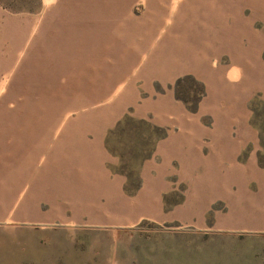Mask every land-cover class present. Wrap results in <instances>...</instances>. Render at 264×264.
Listing matches in <instances>:
<instances>
[{"label": "crops", "instance_id": "crops-1", "mask_svg": "<svg viewBox=\"0 0 264 264\" xmlns=\"http://www.w3.org/2000/svg\"><path fill=\"white\" fill-rule=\"evenodd\" d=\"M149 1L134 13L120 0H38L1 22L14 39L3 67L16 99L15 114H0V222L199 230L209 215L222 234L264 233L247 112L264 94V0ZM184 78L202 86L191 107L176 94ZM129 122L144 134L119 135L132 154L148 140L131 186L107 143ZM159 241L145 249L174 264H235L237 247Z\"/></svg>", "mask_w": 264, "mask_h": 264}, {"label": "rangeland", "instance_id": "rangeland-1", "mask_svg": "<svg viewBox=\"0 0 264 264\" xmlns=\"http://www.w3.org/2000/svg\"><path fill=\"white\" fill-rule=\"evenodd\" d=\"M120 2H132L134 13H139L145 4L150 3L149 0H120ZM36 3L38 0H0V25L2 21H6L12 16L32 13L31 10ZM10 33V31L4 30L2 37L0 33V114H15L16 96L13 91L15 86L7 84L5 67H3V62L7 57L10 55L14 57V50H11L14 39H7L10 38ZM12 70L14 73V67ZM201 93L202 86L187 78H184L176 90V94L184 98L189 107L194 104L197 95ZM249 105L251 108L247 111L249 112V120L258 126L257 129L260 132L261 151L258 156L261 164L264 165V94L251 97L247 103L248 107ZM134 128L137 129L135 132H143L140 125L130 122L124 123L112 132L107 140L112 152L120 154L117 168L130 175L129 186L136 183L135 168L141 156L139 154L142 153L145 143L147 146L148 141L145 139L146 142L144 143V136L142 139H138L136 141L137 150L132 154L133 150L122 144L119 135L124 134L123 137L125 134L130 135ZM154 134L157 133L148 134L151 136L147 137L149 141L152 140ZM172 199L177 200V194ZM215 206L219 205L215 204ZM210 220L208 215L205 221L206 225L199 230L179 225L176 222L157 224L141 220L132 226L117 228L119 229L117 232H113L112 226L107 225H22L0 222V264H159L160 261L165 264L168 262L174 264V261L165 258L163 253L159 251L149 252L145 248L149 247L151 243H159V239L163 240L159 245L176 247L179 243H186L182 241L183 237L191 238V244L199 247H212L219 244L237 247V252L233 253L235 264H264V233L232 232L222 234L210 226ZM70 227H81L91 231L69 236L65 234L64 228ZM117 240H119V247L134 246L141 248L121 250L120 252V250L115 249ZM99 242L103 243L106 248L100 251H85L86 247H101ZM165 255L167 256V254Z\"/></svg>", "mask_w": 264, "mask_h": 264}, {"label": "trees", "instance_id": "trees-1", "mask_svg": "<svg viewBox=\"0 0 264 264\" xmlns=\"http://www.w3.org/2000/svg\"><path fill=\"white\" fill-rule=\"evenodd\" d=\"M249 110H251L250 105H249ZM251 124H253V122H251ZM253 126H255L256 129L258 128V126L255 125V124H253ZM257 131H258V129H257ZM258 135H259V140H260V132H259V131H258ZM257 159H258V163H259L260 165H262L261 162H260V157H259V156H258ZM262 166H264V165H262Z\"/></svg>", "mask_w": 264, "mask_h": 264}]
</instances>
